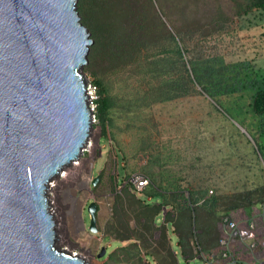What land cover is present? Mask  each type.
Segmentation results:
<instances>
[{
  "label": "rangeland",
  "instance_id": "1",
  "mask_svg": "<svg viewBox=\"0 0 264 264\" xmlns=\"http://www.w3.org/2000/svg\"><path fill=\"white\" fill-rule=\"evenodd\" d=\"M79 3L80 0L78 11ZM232 4V0H197L191 16H171L178 26L184 25L183 43L189 51L186 58L200 59L202 63L210 58L218 67L240 63V77H247L249 87L256 80L264 84V15L256 12L242 19L233 18ZM79 14L84 24L80 11ZM193 20L197 27L191 31L190 24L185 25ZM84 25L92 38L90 27ZM141 56L134 66L120 73H106L99 65L91 66L88 56L83 67L85 78L92 83L94 72L105 78L112 92L119 94L117 108L111 114L107 133L95 116L88 146L51 182L48 191L57 221L58 247L80 255L90 264H156L161 257L146 254L155 250L156 240L161 238V218L149 235V249L143 243L138 248L129 247V241L121 244L109 229L116 203L113 191L123 188L119 174L121 178L124 173L147 176L149 183L141 191L148 190L153 179L165 187L208 189V196L250 190L264 182V116L253 112L254 92L215 100L198 87L200 94L155 102L164 82L147 74V70L156 61L166 67V51L153 48ZM233 68L229 67L231 72ZM91 96L95 101L96 89ZM92 107L95 115V102ZM96 176L99 181L93 186ZM92 201L98 205L97 232L90 230L88 206ZM222 215L220 212L219 228L223 225ZM229 216L237 220L238 215ZM128 219L131 228H136L132 212ZM168 228L179 264H206L203 258L184 259L177 235ZM103 247L106 253L99 257ZM161 253L166 254L163 249Z\"/></svg>",
  "mask_w": 264,
  "mask_h": 264
},
{
  "label": "water",
  "instance_id": "2",
  "mask_svg": "<svg viewBox=\"0 0 264 264\" xmlns=\"http://www.w3.org/2000/svg\"><path fill=\"white\" fill-rule=\"evenodd\" d=\"M87 29L78 0H0V264H90L58 247L48 193L93 129Z\"/></svg>",
  "mask_w": 264,
  "mask_h": 264
},
{
  "label": "trees",
  "instance_id": "3",
  "mask_svg": "<svg viewBox=\"0 0 264 264\" xmlns=\"http://www.w3.org/2000/svg\"><path fill=\"white\" fill-rule=\"evenodd\" d=\"M196 1L80 0L79 11L94 39L89 53L91 66L99 65L106 73H120L134 66L143 53L156 48L160 52L166 51V67L164 63L156 61V65L147 70V74L154 75L165 84L160 87L163 91L154 97L155 102L200 94L198 87L215 100L250 91L254 92L251 104L253 112L264 116V84L256 80L249 87L245 81L247 77H240V63H225L224 67H218L210 58L203 63L200 59L187 60L189 51L182 37L184 25L178 26L171 16H191L195 13ZM232 1L233 18L242 19L256 12L264 15V0ZM189 24L191 31L196 30V20L185 26ZM231 65L234 66L232 72L235 70V75L229 69ZM92 84L96 87L97 96L94 101L97 105L95 116L107 133L119 94L113 93L110 84L97 72H94ZM157 89L154 93H157ZM119 175L117 178L123 188L121 191L117 188L113 191L116 203L114 221L109 229L116 234V240L121 244L129 241V247L138 248L139 243H143L144 248L149 249L152 245L149 235L154 233L155 225L161 218L164 225L161 238L156 240L154 251L146 252L147 256L154 257L155 253L161 255L156 264H179L168 227L177 235L181 254L189 261L203 251L218 246L221 237L217 227L220 212L224 214L221 217L223 219L238 209H248L258 203L264 205V182L254 189L208 196V189L195 190L180 185L165 187L157 185L153 179L150 188L141 191L132 182L131 174L124 173L122 178ZM142 194L145 196L142 197ZM128 212L133 213L136 228H131ZM162 249L165 255H162Z\"/></svg>",
  "mask_w": 264,
  "mask_h": 264
},
{
  "label": "crops",
  "instance_id": "4",
  "mask_svg": "<svg viewBox=\"0 0 264 264\" xmlns=\"http://www.w3.org/2000/svg\"><path fill=\"white\" fill-rule=\"evenodd\" d=\"M231 214L238 215L236 216L238 221L235 220L240 226L246 227L251 222L255 223L258 241L255 249L250 247L251 239H237L233 242L231 251L237 257L236 264H264V205L260 204L248 209H238ZM219 229L222 236L223 227ZM196 258H203L206 264H227V259H224L221 255L219 244L212 250L203 251Z\"/></svg>",
  "mask_w": 264,
  "mask_h": 264
},
{
  "label": "built area",
  "instance_id": "5",
  "mask_svg": "<svg viewBox=\"0 0 264 264\" xmlns=\"http://www.w3.org/2000/svg\"><path fill=\"white\" fill-rule=\"evenodd\" d=\"M95 88L96 87H94L93 84L90 86V96L94 94ZM93 102L94 100L91 96V104H93ZM132 182L134 183L135 187L140 190L148 185L149 178L142 174H136L133 175ZM210 192L212 193L213 191L211 190ZM222 224L223 233L219 240L221 255L224 259H227V264H236L237 257L232 254L231 245L237 239H251L252 241L250 243V247L255 249L258 244L255 223L251 222L246 227H244L240 226L231 216H224L222 219ZM211 259H213V257H211Z\"/></svg>",
  "mask_w": 264,
  "mask_h": 264
}]
</instances>
